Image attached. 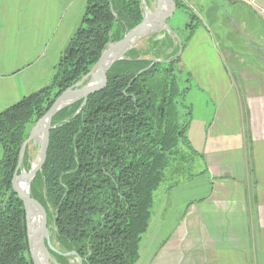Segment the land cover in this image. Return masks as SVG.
Masks as SVG:
<instances>
[{"label": "trees", "instance_id": "1", "mask_svg": "<svg viewBox=\"0 0 264 264\" xmlns=\"http://www.w3.org/2000/svg\"><path fill=\"white\" fill-rule=\"evenodd\" d=\"M176 7L186 9L178 0ZM143 18L141 0H88L50 84L0 114V264H34L24 204L14 188L20 149L31 128ZM194 25L170 56L131 50L85 105L79 101L52 119L49 149L31 194L47 215L53 244L62 254L76 253H53L58 263L76 257L82 264L139 263L155 193L181 146L193 150L192 111L186 104L191 79L174 56L185 48ZM160 44L153 43L152 51ZM165 45L171 49L168 41ZM29 156L26 148L25 168Z\"/></svg>", "mask_w": 264, "mask_h": 264}, {"label": "crops", "instance_id": "2", "mask_svg": "<svg viewBox=\"0 0 264 264\" xmlns=\"http://www.w3.org/2000/svg\"><path fill=\"white\" fill-rule=\"evenodd\" d=\"M178 1L197 19L180 67L191 79L188 152L203 170L173 169L138 264H264V0ZM87 2L0 0V114L50 84ZM177 9L174 32L142 40L151 56L182 43Z\"/></svg>", "mask_w": 264, "mask_h": 264}, {"label": "water", "instance_id": "3", "mask_svg": "<svg viewBox=\"0 0 264 264\" xmlns=\"http://www.w3.org/2000/svg\"><path fill=\"white\" fill-rule=\"evenodd\" d=\"M154 1L156 8L153 11H145L142 23L128 31L122 40L103 51L91 71L55 100L47 113L31 128L27 140L20 149L19 161L14 174V188L24 204L27 242L34 264H60L53 253L67 257L76 256L75 252L62 254L53 244L51 231L47 225V215L35 203L31 194L33 181L41 170L49 149L50 131L54 128L51 121L58 113L79 101H83V105H85L88 97L97 90L110 69L117 62L124 60L142 40L152 34L171 32L167 19H173L174 11L177 8L175 0ZM141 3L146 6L145 0H141ZM181 52L182 50L175 59L181 56ZM29 145L38 148L37 156L30 164L29 171L21 172L18 176V172L22 168L25 150ZM76 259L82 264L81 258L76 257Z\"/></svg>", "mask_w": 264, "mask_h": 264}, {"label": "rangeland", "instance_id": "4", "mask_svg": "<svg viewBox=\"0 0 264 264\" xmlns=\"http://www.w3.org/2000/svg\"><path fill=\"white\" fill-rule=\"evenodd\" d=\"M196 9H197V5H195ZM178 19L180 22L186 24V26L181 30V32L178 34V38L180 40V42L184 43L186 38L188 37L190 31H191V24H197V19L192 18V11L190 8H179L176 11L175 14V20ZM175 24V22H174ZM171 32H174L173 29L171 28ZM135 48L138 49H146V43L141 42L139 44H137V46ZM180 50H182L181 54L183 53V48ZM185 74V73H184ZM29 153L31 152L30 156H29V160H30V164L34 161V159L37 156L38 153V148H31V145H29L28 147ZM181 151L179 153V156L174 160L173 165L171 166L172 169L169 171L168 175H167V180L166 182H164L160 188L158 189V191L155 193V202H154V206H153V216H152V230L155 227V225L157 223V220H160V218L162 217V213L160 211L163 210L162 206H166V203L164 205V194H165V188L167 186V182L170 183L172 176L171 173L173 171V167H177L180 166L183 170L185 169V171H182V175L180 177V179H186L187 177H195L196 175H198L200 172H202V161L198 158H195L192 154L190 156L188 149H186L185 147L181 146ZM25 159V157H24ZM24 159H23V163H22V168L19 171L21 172H28L30 169L29 168H25L24 167ZM173 178H177L175 175ZM164 192V193H163ZM162 209V210H161ZM151 224V223H150ZM51 229H53V226L51 225ZM149 231V228H148ZM147 231V232H148ZM148 235V233H146ZM153 233H150V235L147 237L144 236L145 238H149ZM145 238L143 240H145ZM144 243V241H143ZM142 243V245H143ZM69 264H80L76 258H70L69 259Z\"/></svg>", "mask_w": 264, "mask_h": 264}]
</instances>
